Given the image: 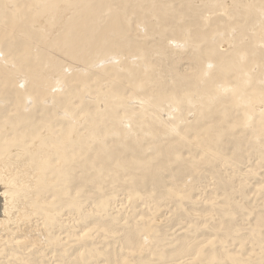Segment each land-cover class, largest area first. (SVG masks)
<instances>
[{"label": "bare ground", "instance_id": "6f19581e", "mask_svg": "<svg viewBox=\"0 0 264 264\" xmlns=\"http://www.w3.org/2000/svg\"><path fill=\"white\" fill-rule=\"evenodd\" d=\"M162 55L174 64L169 83L151 78V60ZM124 73L133 91L142 75L156 88L148 110L168 93L176 110L161 122L174 136L168 145L150 137L154 115L134 116L138 137L124 142L120 158L107 149L112 130L122 137V114L133 121L128 104L145 102L125 98ZM88 87L104 97L103 112H82ZM230 138L246 148L241 162L264 159V0H0V264L32 236L37 249L42 237L52 244L55 229L76 228L54 206L76 169L113 182L152 175L168 161L188 173L210 160L229 170ZM87 154L94 161L77 162ZM128 235L142 246L149 238L146 228Z\"/></svg>", "mask_w": 264, "mask_h": 264}, {"label": "rangeland", "instance_id": "374dc122", "mask_svg": "<svg viewBox=\"0 0 264 264\" xmlns=\"http://www.w3.org/2000/svg\"><path fill=\"white\" fill-rule=\"evenodd\" d=\"M129 56V63H136L138 57ZM162 57L161 62L156 61V56L152 58L151 78L164 82L160 77L166 76L169 83L167 76H171L174 64L168 55ZM141 69L142 74L149 72ZM117 80L123 88H130L125 98L135 95L145 102H141L143 107L135 108L138 102L128 104V109H135L132 125L126 119L129 112H124L119 123L122 137H116L112 130L113 140L107 149L114 150L120 158L126 155L124 142L138 137L134 123L137 114L143 118L154 115L159 120L150 129L155 144L172 143L173 134L161 123L174 117L176 109L169 108L172 95L166 94L156 111L148 110L156 88L145 84L144 75L140 77L144 85L135 91L127 73L118 75ZM101 86L107 87L106 83ZM86 90L92 94L83 102L90 103V107H84L82 112L98 106L103 112L104 97L100 98L94 87ZM63 92L62 87L60 94ZM216 95L209 103L219 99ZM84 126L83 120L79 128ZM233 142L234 138H230L225 147L232 167L229 170L210 160L199 163L196 172L188 173L179 168V163L168 161L152 175L124 174L113 182L109 175L96 180L93 170L76 169L66 184L67 194L54 201V206L65 212L59 221L65 219L76 228L55 229L52 244L47 245L42 237L37 249L30 244L36 236L26 239L22 249L10 252L13 257L8 254L6 264H50L51 256L55 257L53 264H158L167 259L168 264L180 260L186 261L183 264H264V159L253 157V161L241 162L246 148L236 149ZM142 146L148 145L142 141ZM95 158L87 154L77 162ZM140 227L146 228L149 235L142 239L143 246L128 235L129 230L138 231Z\"/></svg>", "mask_w": 264, "mask_h": 264}]
</instances>
